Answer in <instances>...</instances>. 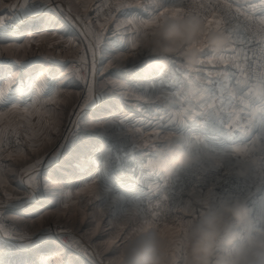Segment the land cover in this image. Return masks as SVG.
I'll use <instances>...</instances> for the list:
<instances>
[{"label": "rangeland", "instance_id": "obj_1", "mask_svg": "<svg viewBox=\"0 0 264 264\" xmlns=\"http://www.w3.org/2000/svg\"><path fill=\"white\" fill-rule=\"evenodd\" d=\"M45 2L48 4H43ZM128 2L0 0V18L3 19L0 46L16 44L11 50L0 48V86L12 80L0 111L8 112L11 105L17 104L21 109L29 108L31 113L27 117L22 113H10L0 121V235L22 232L35 237L39 231L49 229L62 246L59 253L45 257L49 264H61L62 261L91 264L87 261L91 255L97 264H118L125 238L146 219L151 220L154 213H159L154 226L163 228L167 223L172 227L170 223L185 197L210 198L216 194L217 187L228 186L219 181L209 189L184 192L173 216L163 219L170 201L180 195L178 179L174 175L165 177L152 172L144 164L164 135L183 131L186 138L181 142H189L185 147L193 155L194 162L214 172L220 170L224 174L228 166L241 168L243 165L238 162H249L245 161L246 148L241 160H231L230 155L222 157L199 141L209 128L213 133L227 134L220 130L222 126L215 119L201 125L203 117L200 112L207 110L204 105L211 107L217 119L223 121L230 118L233 122L241 116L240 111L235 112V92L224 91L230 85V78L220 72L218 59L208 63L211 57L203 56L202 64L189 67L179 56L161 60L148 54L144 64L145 67L153 66L151 72L145 74L143 71L134 80L129 78L123 65L109 66V60L120 55L114 48L106 50L110 48L109 41L117 39L113 35L116 24L121 25L118 33L121 43L126 39L130 44L133 33L128 20L133 15L148 18L135 6L115 7L117 3ZM141 2L149 3L150 0ZM84 4L88 5L87 9L82 7ZM24 5L28 6L21 9ZM220 5L237 7L241 14L230 17ZM98 7L101 12L99 22ZM182 7L185 11L191 8L208 19H227L231 27L238 26L235 38L245 46L249 58L250 47L241 32L250 12L226 0H183ZM109 14L111 19L105 22V16ZM100 23H105L107 31L102 32ZM89 28L103 35V44L95 57V68L91 53L86 54V63L79 59L92 39L85 36ZM52 31H57L59 43L52 37ZM69 40L77 47L65 48L64 43ZM226 51L229 48L224 53ZM224 53L221 51L219 55L224 56ZM127 55L125 53L126 58ZM17 60L20 67L16 68L13 65ZM240 74L249 79L243 74V68ZM86 82L93 86L94 95L105 94V105L86 109L78 106L84 105L88 99ZM258 96H254L255 101ZM252 111L253 120L257 122L254 117L258 118L259 114L255 106ZM77 120L81 123L79 128ZM106 120H123V127H87ZM256 131L262 133L259 123L253 133ZM259 136L264 140L263 133ZM61 145H65L64 149ZM57 150L64 152L60 166L75 173V182L42 205L27 209L9 207L15 204L16 198L28 194L25 189L31 172L29 166L35 165L36 172L43 171L48 167V158ZM72 152L78 155L81 167H73L74 161L69 155ZM37 160L41 163L37 164ZM256 162L264 164L260 160ZM247 175L252 182L253 177L248 171ZM233 185L234 193L238 194L244 183ZM211 191L215 193L211 194ZM255 195H264V182ZM63 237L66 239L63 242L68 244L61 242ZM18 243L4 236L0 243L3 264H17L28 255L18 250ZM176 264L183 262L178 258Z\"/></svg>", "mask_w": 264, "mask_h": 264}, {"label": "clouds", "instance_id": "obj_2", "mask_svg": "<svg viewBox=\"0 0 264 264\" xmlns=\"http://www.w3.org/2000/svg\"><path fill=\"white\" fill-rule=\"evenodd\" d=\"M200 15L171 16L147 38L145 50L160 58L179 56L188 66L199 62L201 52L196 45L204 31ZM207 47L219 51L229 43L227 34L207 33ZM145 67V74L152 70ZM193 155L173 133L161 137V143L144 167L165 177L190 167ZM247 174L246 167L237 175ZM183 264H264V225L253 220L248 201L236 193L219 195L214 202L203 200L199 213L186 217L181 225ZM118 264H173L170 237L162 228L145 223L135 228L124 240Z\"/></svg>", "mask_w": 264, "mask_h": 264}, {"label": "snow or ice", "instance_id": "obj_3", "mask_svg": "<svg viewBox=\"0 0 264 264\" xmlns=\"http://www.w3.org/2000/svg\"><path fill=\"white\" fill-rule=\"evenodd\" d=\"M183 0H150L149 3H142L141 0H129L128 3H117L115 5L116 8H124V7H138L143 10L144 14L148 16L147 19L139 18L138 15H133L131 19L128 20V26L133 33V38L130 44L126 41L121 43L120 38L118 36L121 25L119 23L116 24L113 35L117 36L116 40L109 41L110 48L106 50L115 49L120 53V55L115 56L113 59L109 60V66L120 67L123 65L125 72L128 73L130 79H136L141 72L145 71V59L148 56L147 51L145 50V44L147 38L152 35L155 29L162 23L164 20L170 18L171 16H183L186 14H196L200 15L205 21L204 31L201 33L198 38L196 45L200 48L201 56L197 65L202 64L204 61L201 59L203 56H210L211 58L208 60V63H211L213 59H218L223 61V56L219 55V53L223 50L229 48L231 44L234 43L235 37L238 35V26L236 28L230 26V21L227 19L213 18L208 19L205 16H202L200 13H195L191 8L188 11H185L184 7H182ZM43 4H48L47 2ZM28 5H24L21 9L26 8ZM85 9H87L88 5H82ZM198 7L203 8L204 5H198ZM264 7V5H262ZM101 15L100 8H97V21L99 22V17ZM111 19L110 14L105 16V22ZM3 19L0 18V23H2ZM51 22V21H50ZM264 25V20L260 22ZM100 29L103 31H107L105 23H100ZM219 31L227 34L229 37V43L227 46L223 47L219 51H214L207 47V33L209 31ZM57 31H52L51 35L57 42H60V38L56 35ZM101 33H97L91 28L85 33V36H89L92 39H89L86 52H81L80 54V62L86 63V54L91 53L93 59V68H95V57L97 50L103 44V35ZM16 47V44H7L4 46H0L5 50H11ZM65 48H75L77 45L69 40L64 43ZM127 53V58L125 56ZM161 60L172 59L171 57L160 58ZM20 61L17 60V63ZM191 67V66H189ZM12 84V80L6 81L2 86H0V104L4 103V97L9 91ZM251 88L250 84H247L246 81H237L236 90L234 94H239L241 97V103H244V100L249 97V93L245 91V86ZM86 87L88 89V99L86 100L84 105H78L82 109L86 108H94L105 105L106 99L105 94L101 93L99 95H94V89L92 85H88L86 82ZM257 88L259 90L258 99L255 101L256 111L259 114L258 118L254 117V119H258V123L261 129H264V78L260 79L257 82ZM251 106V105H249ZM204 108L207 110L201 111L200 116L203 117L201 125H207L212 119H215L224 129V131L232 137L233 135V127L234 124H227L223 120L217 119L214 111L208 105H204ZM35 111V108L32 109ZM10 113H22L25 117L31 115L29 108H20L19 105L13 104L8 108V112L0 111V121H2L7 115ZM75 114V113H74ZM59 119V117H58ZM123 120L115 121V120H106L101 123H91L87 125V127L91 128H100L105 127L107 125H116L120 128L123 127ZM76 126L81 127L80 120L76 121ZM56 131L59 132V127H56ZM211 132V129L209 128ZM180 141L185 139V134L183 131L178 133H174ZM159 136V134H157ZM191 135V133H189ZM65 145H61V148L64 149ZM235 151V150H233ZM231 153L229 151H224L219 153L222 157H227ZM64 155V152L57 150V152L50 156L47 160L48 167H45L43 171L36 172L35 165H30L29 168L31 172L28 175V184L25 191L28 193L24 197L16 198L14 205H9V207L19 206L23 209H27L30 207H35L38 205L44 204L49 199H52L58 196L60 193H63L64 188L73 184L76 180V175L74 172L64 169L60 166V158ZM72 160L74 161L73 167L78 168L81 167V161L78 155L75 152L69 153ZM151 155V153H149ZM37 164L41 163V161L37 160ZM27 171V170H26ZM7 195V193H6ZM217 197L208 198L209 201L214 202ZM203 200L197 202L198 207H194L189 204L187 207L180 209L184 213L183 217H177L175 220V227H169L167 223L164 224L162 228L165 234L170 237V243L172 244V257L173 264H176L177 259L179 258L182 262L184 260L183 255V243L182 238L180 236L181 225L185 217L195 216L199 213ZM43 219V217H41ZM159 220V213H154L152 215L151 220H145V223L148 226L154 225ZM264 225V224H262ZM4 236L11 241H18V250L25 251L28 253L27 256L23 257L17 264H49V261L45 259V257L52 256L53 254L59 253L61 251L62 246L59 241L56 240L55 237L51 235L49 229H43L36 233L35 237H29L24 235L22 232H6L3 235H0V243L3 242ZM179 253V257L177 256ZM0 264H3L2 258H0ZM61 264H69L67 261H62Z\"/></svg>", "mask_w": 264, "mask_h": 264}, {"label": "crops", "instance_id": "obj_4", "mask_svg": "<svg viewBox=\"0 0 264 264\" xmlns=\"http://www.w3.org/2000/svg\"><path fill=\"white\" fill-rule=\"evenodd\" d=\"M225 1V0H222ZM230 3H233L235 5L241 6L243 9L250 13H255L258 15V17L261 20H264V0H226ZM224 53V50H223ZM243 53L245 54V58L243 57ZM220 54V53H219ZM223 56V55H222ZM223 61L219 60L221 62L219 69L220 72L224 75H228L230 78V85L229 87L226 86L224 91L227 92H235L237 81H246L247 84H250L252 87L248 88L245 86V91L249 93V97L244 100V103H241V97L239 94H236L235 101H236V110L235 112L238 113L240 111V117L236 119V121H233L229 118H227L225 124H234L233 127V135L232 137H229L228 134L222 135L221 132H210L205 131L204 134L201 136L199 141L207 146H210V148L213 150L214 153L219 154L224 151H229L231 154V160L238 159L241 160V157L243 158V152L245 149V140H247L253 133L256 125H258L257 122H254L253 120V106L256 108L254 96L259 95L258 92H255L254 86L251 84L249 79H245L241 76L240 70L243 68V74L245 75V69L247 65L249 64V60L246 54L245 46L242 44V42L235 38V41L233 44L229 46V51H226L223 56ZM245 67V68H244ZM240 68V69H239ZM221 102V100H219ZM234 101H232L233 104ZM251 105V106H249ZM256 114V113H255ZM231 117V115L229 116ZM226 119V118H225ZM223 120V119H219ZM226 124V125H227ZM220 130H224L223 128ZM263 137H264V129H262ZM260 132V134H262ZM187 134V133H186ZM189 134V133H188ZM187 134V135H188ZM189 144V142L184 143L186 146ZM235 150V151H233ZM243 161V160H242ZM238 162V161H237ZM239 164L246 167L247 171L252 175L253 181L249 184H244L240 190L238 191V194L245 198L251 208L253 209V220L254 223L257 225L264 224V207L262 206V197H258L255 194L259 192V188H261V183L264 182V164L260 165L258 162H238ZM224 165L223 163H221ZM255 165H260V167H256ZM225 186L217 187L216 194L214 191H211V194H213V197H218L220 194H225L224 192ZM219 191V192H218ZM220 193V194H219ZM263 194V193H261ZM209 197H195V196H187L183 199L180 209L187 207L189 204H191L194 207H198L197 202L202 199H208ZM260 208L261 211L258 210ZM179 211L174 216L173 221L170 223L172 227L176 226L175 220L177 217H183L184 213L182 211ZM186 218V217H185Z\"/></svg>", "mask_w": 264, "mask_h": 264}, {"label": "built area", "instance_id": "obj_5", "mask_svg": "<svg viewBox=\"0 0 264 264\" xmlns=\"http://www.w3.org/2000/svg\"><path fill=\"white\" fill-rule=\"evenodd\" d=\"M205 1V0H201ZM206 5V2H205ZM227 5V4H226ZM229 6V5H228ZM220 5L219 7H224L227 10V13L230 17H233L235 14H241V11L237 7L233 6ZM217 7V6H216ZM222 9H219L221 12ZM248 16L249 19L245 23L244 30L241 32L242 37L246 38V41L249 44V64L245 69V76H247L254 86L255 92L259 93L257 88V82L264 78V25H262L261 19L255 13H250ZM262 31V32H260ZM260 134L256 131L245 143V161H256L260 160L264 162V140L259 136ZM1 165V163H0ZM237 166H228L226 172L221 174V171L216 172L211 169H205L196 162L190 167L179 170L174 176L177 177V188L180 190V195L177 199H172L170 204L165 212V215L162 216L163 219H170L174 212L177 209L178 203L181 199V196L184 192L191 189H209L212 188L215 183L223 181L228 186H225V193H234V183L243 182L244 184L251 182V177L245 175L240 177L237 175ZM1 170V167H0ZM262 206L264 207V195L262 200ZM60 229H57V231ZM65 238H61V242L68 244ZM64 244V245H65Z\"/></svg>", "mask_w": 264, "mask_h": 264}, {"label": "bare ground", "instance_id": "obj_6", "mask_svg": "<svg viewBox=\"0 0 264 264\" xmlns=\"http://www.w3.org/2000/svg\"><path fill=\"white\" fill-rule=\"evenodd\" d=\"M35 21H36V20H35ZM35 21H34V23L37 22V21H36V22H35ZM38 22H39V21H38ZM38 22H37V23H38ZM31 23H32V22H31ZM25 24H26V23H25ZM32 25H33V24H32ZM35 25H37V24H35ZM22 27H23V26H22ZM25 27H27V26H25ZM6 65H7V64H6ZM15 65H17V66H15ZM18 65H19V64H18L17 62H14V65H13V66L16 67V68H17V67H20V65H19V66H18ZM22 65H23V63L21 64V66H22ZM5 68H6V67H5ZM94 114H95V113H94ZM91 115H92V114H91ZM95 115H96V114H95ZM64 161H65V160H64ZM67 163H68V162H67ZM69 163H70V162H69ZM72 165H73V164H72ZM70 166H71V165H70ZM72 168H73V167H72ZM57 239H58V238H57ZM62 241H63V240H62ZM82 248H83V247H82ZM87 261H89V263H91V264H97V262L95 261V258H94L93 255L89 256ZM78 262H79V261H78Z\"/></svg>", "mask_w": 264, "mask_h": 264}]
</instances>
